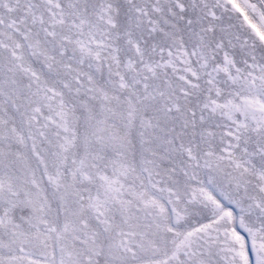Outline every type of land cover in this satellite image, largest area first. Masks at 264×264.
Instances as JSON below:
<instances>
[{
    "label": "snow or ice",
    "instance_id": "1",
    "mask_svg": "<svg viewBox=\"0 0 264 264\" xmlns=\"http://www.w3.org/2000/svg\"><path fill=\"white\" fill-rule=\"evenodd\" d=\"M0 264H264V0H0Z\"/></svg>",
    "mask_w": 264,
    "mask_h": 264
}]
</instances>
